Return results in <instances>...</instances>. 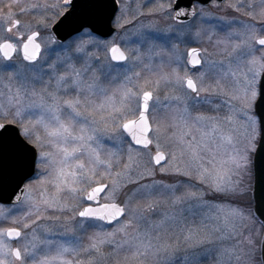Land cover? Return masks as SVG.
Returning a JSON list of instances; mask_svg holds the SVG:
<instances>
[{
	"label": "snow or ice",
	"instance_id": "obj_1",
	"mask_svg": "<svg viewBox=\"0 0 264 264\" xmlns=\"http://www.w3.org/2000/svg\"><path fill=\"white\" fill-rule=\"evenodd\" d=\"M260 153L264 0H0V264H264Z\"/></svg>",
	"mask_w": 264,
	"mask_h": 264
},
{
	"label": "rangeland",
	"instance_id": "obj_2",
	"mask_svg": "<svg viewBox=\"0 0 264 264\" xmlns=\"http://www.w3.org/2000/svg\"><path fill=\"white\" fill-rule=\"evenodd\" d=\"M32 2H43V0H21V3L22 4H25V3H32ZM48 2H52V0H48ZM126 4H127V7H128V18H131L132 15L135 14L136 12V9L137 7L139 6V4H141L143 2V0H125ZM154 3H158V2H161V0H153ZM151 6V5H149ZM5 11H7V9L5 8L4 9ZM15 10V9H13ZM144 11H147L148 9L147 8H144L143 9ZM215 14L217 15H220V14H223L220 10H213ZM40 12L39 11H36L34 14H33V17L35 18H38L40 16ZM33 17H30V16H23V17H20L21 19L23 20H28V19H32ZM161 23H163V20H161ZM133 39H135V37H133ZM189 47L191 46H196V45H188ZM203 47H208L209 49V53H213L214 50L213 48L208 45L207 43H205L204 45H202ZM181 48L183 49L184 48V45H181ZM91 50V49H90ZM209 59H219L218 56L216 55H210L209 56ZM168 69H165V71H167ZM47 79V77H46ZM173 94L171 88H161L160 92H159V96L161 98V101H164V98L165 96H168V95H171ZM208 114H215V113H208ZM221 116L224 115V112H221L219 113ZM251 185H252V177H251ZM252 206H253V201H252ZM208 210H205V212H207ZM257 228L260 227L259 223L256 225ZM203 264H216V261L214 259H209V260H206V261H203Z\"/></svg>",
	"mask_w": 264,
	"mask_h": 264
},
{
	"label": "water",
	"instance_id": "obj_3",
	"mask_svg": "<svg viewBox=\"0 0 264 264\" xmlns=\"http://www.w3.org/2000/svg\"><path fill=\"white\" fill-rule=\"evenodd\" d=\"M194 2L196 0H183L184 5L189 6ZM254 161L252 174L253 208L256 210L257 216L264 219V216H261V213H264V153L257 154Z\"/></svg>",
	"mask_w": 264,
	"mask_h": 264
},
{
	"label": "flooded vegetation",
	"instance_id": "obj_4",
	"mask_svg": "<svg viewBox=\"0 0 264 264\" xmlns=\"http://www.w3.org/2000/svg\"><path fill=\"white\" fill-rule=\"evenodd\" d=\"M196 3V2H195Z\"/></svg>",
	"mask_w": 264,
	"mask_h": 264
}]
</instances>
